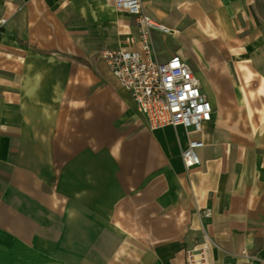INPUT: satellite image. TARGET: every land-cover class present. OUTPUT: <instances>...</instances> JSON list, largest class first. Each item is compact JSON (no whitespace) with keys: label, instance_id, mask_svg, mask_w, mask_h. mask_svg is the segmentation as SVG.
I'll list each match as a JSON object with an SVG mask.
<instances>
[{"label":"crops","instance_id":"obj_1","mask_svg":"<svg viewBox=\"0 0 264 264\" xmlns=\"http://www.w3.org/2000/svg\"><path fill=\"white\" fill-rule=\"evenodd\" d=\"M141 5L168 29L151 32L156 57L180 54L212 103L200 164L185 169L187 130H149L99 57L138 45L134 16L0 0V264H185L203 227L212 264H264V0Z\"/></svg>","mask_w":264,"mask_h":264},{"label":"built area","instance_id":"obj_2","mask_svg":"<svg viewBox=\"0 0 264 264\" xmlns=\"http://www.w3.org/2000/svg\"><path fill=\"white\" fill-rule=\"evenodd\" d=\"M114 6L134 16L137 43L134 48H103L99 57L118 84L131 95L145 126L155 130L164 126H183L190 137L181 151L185 169L200 164L199 150L204 142L198 138L204 122L211 120L213 106L202 91L200 79L189 63L178 53L166 59L156 57L151 32L168 29L144 12L141 0H113ZM6 19L0 17V25ZM209 211L203 212L204 216ZM203 226V225H202ZM208 232L184 249L185 264H212Z\"/></svg>","mask_w":264,"mask_h":264},{"label":"rangeland","instance_id":"obj_3","mask_svg":"<svg viewBox=\"0 0 264 264\" xmlns=\"http://www.w3.org/2000/svg\"><path fill=\"white\" fill-rule=\"evenodd\" d=\"M231 52H233V57L236 58V57H239V50L238 49H235V50H232ZM254 53L252 54V58L254 57ZM260 99H262L263 101V104H264V98H258V103H260ZM253 97L249 98V102L247 103V110H248V113H247V116H248V120L251 122V124L254 122L253 121V114H254V111H255V108H254V103H253ZM259 105V104H258ZM241 121L245 122V118L243 117V114H242V118H241ZM243 126H246L245 124H243Z\"/></svg>","mask_w":264,"mask_h":264}]
</instances>
